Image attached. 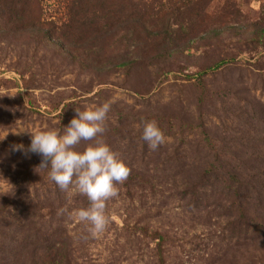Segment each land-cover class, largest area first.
<instances>
[{"label": "rangeland", "instance_id": "rangeland-1", "mask_svg": "<svg viewBox=\"0 0 264 264\" xmlns=\"http://www.w3.org/2000/svg\"><path fill=\"white\" fill-rule=\"evenodd\" d=\"M223 2L212 0L210 4L217 7ZM234 2L241 11L235 25L243 30L231 29L214 43L212 40L196 42L205 33L197 26L192 30L193 36L189 35L192 48L185 51H181L185 48L181 45L171 49L167 42L164 48L148 47L144 43L139 48L141 58L126 73L115 67L107 72L86 73L79 64L63 58L53 48H38L30 42L0 41V94L16 93L12 97L0 95V137L6 133L0 139V226L3 230L14 233L15 237L26 233L18 228L25 224L23 217L14 219V209L10 210L9 202H17V191L26 197L32 194V186L39 189L37 193L42 192L41 197L52 191L38 175L32 178L33 183L31 179L25 180L42 170L39 168L41 157L13 151V145L30 144L29 134L16 131L55 129L63 133L76 115V109L85 110L109 102L111 110L105 121L103 141L130 168L146 173L153 186L140 198L130 196L123 184L116 185L118 196L106 203L105 214L109 219L106 230L97 238L88 233L78 241L73 240L72 246L80 249L76 256H82L76 264H105L111 258L116 259L115 264H153L155 242L145 239L138 254L128 247L136 236L123 232L126 224L135 226L142 222L172 229L177 234L171 233L175 236L172 242L174 245L180 242L183 250L169 244L171 260L177 257L184 264H194L199 251L191 250V243L217 240V236H209V231L221 232V226L233 218L225 213L232 215L234 209L218 193H211L209 184L196 189L193 199L184 190L183 181L198 184V177L214 159L213 153L221 154L226 148L235 153L223 158L224 168H219L211 181L225 178L227 171L237 164L264 170V44L256 46L241 38L251 23L264 21V0ZM43 6L54 16L63 12L61 0H45ZM202 18L208 24L206 16ZM229 56L234 57L232 62L213 68L198 79L201 69ZM66 104L67 112L58 117ZM153 120L165 137V143L155 151L141 138L142 122ZM89 143L94 141H82L76 150ZM43 176L44 180L49 179ZM40 182L43 187H39ZM173 183L181 190H175ZM220 185L223 186L221 181L214 187ZM69 189L70 198L77 197L78 206L84 204V196L75 193L72 186ZM130 189L135 191L136 187L131 184ZM229 200H233V195H229ZM18 206L17 209L24 210L27 204L19 202ZM29 207L38 212L44 210L32 203ZM147 208L152 213L160 212L144 218ZM11 219L18 225L16 230ZM75 223L85 226L72 216L64 228L73 234ZM230 247L227 255L233 258L235 247ZM260 251L264 256V249ZM222 252L219 248L211 251L219 258ZM11 260L0 253V264H9ZM31 261L23 260L21 264H31Z\"/></svg>", "mask_w": 264, "mask_h": 264}, {"label": "trees", "instance_id": "trees-1", "mask_svg": "<svg viewBox=\"0 0 264 264\" xmlns=\"http://www.w3.org/2000/svg\"><path fill=\"white\" fill-rule=\"evenodd\" d=\"M211 1L61 0L63 12L54 16L44 8L45 0H0V41L30 42L38 48H53L63 58L79 64L80 69L86 73L107 72L114 67L126 73L141 58L139 48L143 47L144 43L148 47L164 48L167 42V47L176 49L181 45L185 47L181 51H185L192 48L189 40L193 36L192 30L197 26L202 27L205 33L204 37L197 39L196 42L212 40L214 43L231 29L243 30L237 29L235 25V22L238 23L240 20L241 11L234 0H224L223 4L217 7H212ZM208 10H213V13L208 14ZM204 16L210 27L203 22ZM241 38L243 42H250L256 46L264 44V21L256 20L251 23L248 29L241 33ZM233 60L234 57L229 56L201 69L198 79L201 74L205 75L209 70ZM67 105L58 117L67 112ZM85 147L79 146L78 151H82ZM233 153L235 152L229 148L221 150V154L214 152V159L209 162L201 177H198V184L192 180L183 181L184 190H188L193 199L196 197V189L209 184L208 190L214 194L218 193L220 199L225 200L234 209L232 215L230 212L225 213V216L233 218L221 226V232L209 231V236H217V240L213 242L210 240L207 243L190 242L191 250L197 248L199 251L194 264H230L231 262L264 264V256L260 251L264 249V170L253 169L245 163L237 164L227 171L225 178H214L211 181V177L218 169L224 168L226 160L223 158L227 154L231 157ZM121 161L127 165V162ZM31 166L34 171L37 170L33 163ZM27 167L29 168L28 165ZM130 169L131 173L122 183V187L126 188L130 196L138 195L142 198V193L145 194L146 189L151 190L152 181L143 171ZM47 172V169H42L33 175L30 174L32 176L25 180L31 179L33 183V179L38 175L40 181H45L52 188L51 192L41 197L42 192L37 193L39 189H34L32 186L33 191L31 195L28 194L29 197L17 191V202H9L12 206L10 210L14 209L13 218L22 216L25 222L22 227H18L16 221L11 219V224L15 230L18 227L26 231L25 234H18L15 237L14 233L5 232L3 226H0V253L3 258L9 256L12 259L9 264H21L27 259L32 260L29 262L31 264H71V262L76 264V261L82 257L75 254L79 246L74 248L72 244L73 240L78 241V238L88 235L86 225L75 223L77 227L71 230L73 233L71 234L64 228V224L68 218L74 216L69 213L88 207L89 201L84 196V204L78 206L79 199L75 196L70 198L68 194L70 189L61 190L50 179L44 180L43 175L48 176ZM220 181L223 186L214 187L219 185ZM131 184L136 187L135 191L129 190ZM175 184L173 183V188L181 190L176 188ZM43 185L40 182L39 187ZM229 195H233V200H229ZM24 201L27 204L26 208L17 209L18 203L23 204ZM30 203L44 210L38 212L33 207H29ZM141 205L143 206L144 203L142 202ZM216 205L219 206L221 203ZM61 209L66 210L64 214H60ZM159 212L160 210H155L152 213L150 208H147L144 218L158 215ZM80 226H82L81 231ZM123 230L128 235L136 236L135 240H130L128 247L138 254L145 239L155 242L153 264H184L177 257L171 260L170 246H178L181 251L183 250L180 242L175 245L172 242L175 236L171 233L176 234L172 229L142 222L136 223L135 226L126 224ZM185 234L186 231H183L182 235ZM230 245L235 247L233 258H228L227 255ZM218 248L223 250L224 257L222 255L219 258L211 253ZM115 260L106 259L104 263L115 264Z\"/></svg>", "mask_w": 264, "mask_h": 264}, {"label": "clouds", "instance_id": "clouds-1", "mask_svg": "<svg viewBox=\"0 0 264 264\" xmlns=\"http://www.w3.org/2000/svg\"><path fill=\"white\" fill-rule=\"evenodd\" d=\"M5 94L7 93L0 95ZM15 94L7 95L12 97ZM110 110L109 102L85 110L76 109V115L64 127L63 133L55 129L18 130L17 134L26 132L30 135V144L27 147L23 144L12 146L13 151L39 155V168L47 169L49 179L61 190L66 191L72 186L75 193L87 198L88 207L69 214L86 225L92 238L99 237L106 230L109 223L105 214L106 202L118 196L119 189L116 185L124 183L131 173V169L117 158L102 139ZM142 125L141 138L149 149L155 151L165 143L164 134L154 120L144 121ZM82 141L94 143L77 151L76 148ZM65 211L61 209L60 214Z\"/></svg>", "mask_w": 264, "mask_h": 264}]
</instances>
